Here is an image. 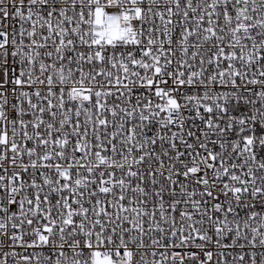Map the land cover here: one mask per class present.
I'll use <instances>...</instances> for the list:
<instances>
[{"label": "snow or ice", "instance_id": "obj_1", "mask_svg": "<svg viewBox=\"0 0 264 264\" xmlns=\"http://www.w3.org/2000/svg\"><path fill=\"white\" fill-rule=\"evenodd\" d=\"M0 264H264V0H0Z\"/></svg>", "mask_w": 264, "mask_h": 264}]
</instances>
